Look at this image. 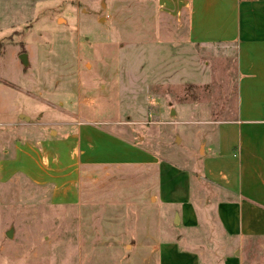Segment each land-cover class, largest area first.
<instances>
[{"label":"rangeland","instance_id":"obj_1","mask_svg":"<svg viewBox=\"0 0 264 264\" xmlns=\"http://www.w3.org/2000/svg\"><path fill=\"white\" fill-rule=\"evenodd\" d=\"M236 83L233 55L191 45L185 22L151 2L0 0V264H158L159 243L177 234L154 166L82 165L75 199L62 201L22 163L5 174L1 162L92 124L188 172L202 209L217 192L201 159L234 117ZM181 235L201 264L235 249L214 219ZM246 255L264 264L261 250Z\"/></svg>","mask_w":264,"mask_h":264},{"label":"crops","instance_id":"obj_2","mask_svg":"<svg viewBox=\"0 0 264 264\" xmlns=\"http://www.w3.org/2000/svg\"><path fill=\"white\" fill-rule=\"evenodd\" d=\"M145 1L177 23L185 22L191 45L233 55L235 114L219 124L213 146L201 159V177L216 188V200L200 209L195 202V181L188 172L159 162L92 124L75 123L65 138H41L16 146L14 160L1 162V173L6 174L8 165L22 163L18 173L36 184L53 183L55 198L65 201L75 199L70 194L82 165L154 166L156 199L169 211L177 234L173 241L159 243L158 264H201L197 252L180 248L181 233L210 219L235 248L218 264H257L254 259L247 261L244 254L251 258L258 250L264 254V0Z\"/></svg>","mask_w":264,"mask_h":264},{"label":"water","instance_id":"obj_3","mask_svg":"<svg viewBox=\"0 0 264 264\" xmlns=\"http://www.w3.org/2000/svg\"><path fill=\"white\" fill-rule=\"evenodd\" d=\"M18 59H19V61L22 63V65H23L24 67L27 66V55H26L25 53L20 54L19 57H18ZM172 114H173V113H172ZM6 236H7L9 239H11V237H12V231H11V230H10V231H7V232H6Z\"/></svg>","mask_w":264,"mask_h":264}]
</instances>
